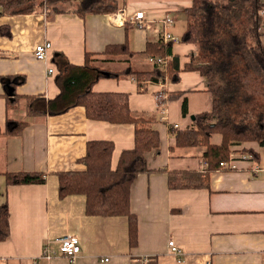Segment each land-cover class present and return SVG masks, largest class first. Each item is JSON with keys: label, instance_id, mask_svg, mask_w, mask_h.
<instances>
[{"label": "crops", "instance_id": "0c3cea01", "mask_svg": "<svg viewBox=\"0 0 264 264\" xmlns=\"http://www.w3.org/2000/svg\"><path fill=\"white\" fill-rule=\"evenodd\" d=\"M115 1V12L85 16L45 7L2 12L0 4V126L4 131L8 118L28 122L20 133L3 134L0 139V205L8 203L11 231L0 241V264H141L145 256L156 264H264V145L255 141L233 145L226 161L232 159L235 168L220 166L212 171L208 185H169L171 170L207 168L205 146L181 147L175 138L177 129L192 124L193 115L213 106L200 71L184 69L197 53L192 42L173 43V54L180 59L178 81H149L143 91L131 76L102 77L93 84L98 92L128 93L131 109L151 118L160 134V153L147 155L151 170L139 174L131 186L130 206L138 224L136 245H130L127 216L87 214L84 194L60 198L58 174L85 169L79 159L86 155L88 141H114L115 168L121 152L135 145V125L91 119L81 105L59 114L33 112V106L48 104L61 91L56 53L76 65L85 63L87 52L100 53L109 44L127 43L140 53L147 42L162 38L166 29L182 37L187 27L185 9L193 3ZM138 11L152 21L151 29L130 23ZM167 16L174 19L168 27L162 22ZM46 41L52 43L48 58L38 60L34 49ZM122 59L124 67L129 62L137 69L148 66V60L138 54ZM9 76L18 81L16 92L21 95L10 104L4 87ZM172 93L176 94L171 97ZM174 124L179 126L173 128ZM211 140L219 144L222 136L215 133ZM5 170L41 172L46 181L7 184ZM64 235L77 237L81 244L75 262L61 255H42L45 244ZM169 240L180 248L179 253L171 251Z\"/></svg>", "mask_w": 264, "mask_h": 264}, {"label": "trees", "instance_id": "16d2710c", "mask_svg": "<svg viewBox=\"0 0 264 264\" xmlns=\"http://www.w3.org/2000/svg\"><path fill=\"white\" fill-rule=\"evenodd\" d=\"M73 0H0L2 12H31L37 5L60 12L55 2ZM34 3V4H33ZM52 5V6H51ZM115 0H78L74 10L80 16L89 13H112L117 9ZM264 0H193L185 9L187 27L180 41L192 42L197 53L184 67L198 70L207 82L212 95L211 110L195 115L192 124L175 131L178 146H205L203 159L207 163L204 171L180 169L169 172L171 187H199L208 185L210 173L229 158L231 147L243 142L255 141L264 145ZM141 55L148 60L144 69L135 68L130 57ZM104 56V57H103ZM106 56V57H105ZM129 58L127 67L111 69L107 65ZM150 57L168 58L163 68ZM54 61L59 73L56 76L60 93L44 106H33L35 113L59 114L73 106H84L87 117L107 120L112 123L135 125V145L124 149L115 168L112 155L115 149L112 140H90L86 155L80 162L84 170L64 171L59 176V196L71 194L86 196V212L89 215H125L129 220V241L138 242L137 215L131 210V186L137 176L150 171L147 155L159 154L161 138L154 128V121L131 109L126 92H98L93 84L102 77L131 76L137 81L139 90L146 89L149 81L180 77V59L173 54V42L163 38L147 42L138 53L130 50L127 43L109 44L100 53H86L83 65L71 63L63 53H56ZM125 61V60H123ZM7 102L20 96L16 92L18 81L12 76L5 78ZM173 94L172 93L171 97ZM187 99L183 113L187 114ZM25 120L8 118L3 134L20 133L27 125ZM220 133L222 141L212 142L213 134ZM251 150V149H250ZM255 158L258 154L251 151ZM7 184L44 183L45 174L37 171H3ZM9 207L7 201L0 205V241L10 235ZM149 264H156L150 261Z\"/></svg>", "mask_w": 264, "mask_h": 264}, {"label": "built area", "instance_id": "2783aa9c", "mask_svg": "<svg viewBox=\"0 0 264 264\" xmlns=\"http://www.w3.org/2000/svg\"><path fill=\"white\" fill-rule=\"evenodd\" d=\"M262 13L264 14V10H262ZM162 22L164 23L166 27H168L173 24L174 19L171 16H167L162 20ZM130 23L138 27H144L148 29L152 28V21L146 18L144 11L136 12L133 18L131 19ZM162 38L167 42L174 43V42L180 41L179 37L173 35L171 32L167 30H165ZM51 47H52V43L50 41H46L44 43H40L36 45L34 49L35 57L38 60H46L48 58L49 50L51 49ZM150 60L151 61L156 60L157 62L161 64L163 68H165L168 58L150 57ZM53 71L54 69L50 68V72H53ZM178 126H179L178 124H174L173 128H176ZM229 160L230 161H222L221 166L223 167L228 166L231 168H235L234 161L232 159H229ZM52 242H57L58 247H52L51 246ZM169 246L171 248V251H174L176 253L180 252V248L174 243V241L169 240ZM81 250H82V247L77 237L72 236V235H64V236L56 238L54 241H51V242L49 241L47 244H45L43 251H42V255L47 258H52V257L61 255V256H65L66 258H68L70 262H75L76 259L79 257ZM108 260H109L108 257L104 259V261H108ZM151 260H152L151 258H149L148 256H145L140 259V263L149 264ZM206 264H211V263L206 262Z\"/></svg>", "mask_w": 264, "mask_h": 264}, {"label": "rangeland", "instance_id": "374dc122", "mask_svg": "<svg viewBox=\"0 0 264 264\" xmlns=\"http://www.w3.org/2000/svg\"><path fill=\"white\" fill-rule=\"evenodd\" d=\"M47 3H48V0H45V4L46 5H48ZM77 4H78V0H73L72 2H66V1L65 2H62V1L55 2V5L57 7H59V8H62V9H67V8L76 9ZM38 7H39V5H37L35 8H38ZM50 8H52V7H50ZM141 29H144L145 30V28H143V27ZM166 30L167 31H170L168 29H166ZM107 66L109 68L116 69V68L124 67L125 65H124L123 60H120V61H115L114 63L108 64Z\"/></svg>", "mask_w": 264, "mask_h": 264}, {"label": "water", "instance_id": "95a60500", "mask_svg": "<svg viewBox=\"0 0 264 264\" xmlns=\"http://www.w3.org/2000/svg\"><path fill=\"white\" fill-rule=\"evenodd\" d=\"M192 118L195 119V115H193Z\"/></svg>", "mask_w": 264, "mask_h": 264}]
</instances>
